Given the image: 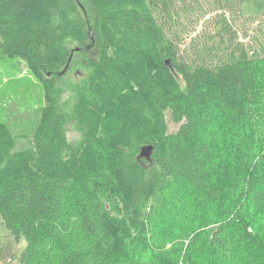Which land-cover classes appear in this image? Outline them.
<instances>
[{"label": "trees", "instance_id": "obj_1", "mask_svg": "<svg viewBox=\"0 0 264 264\" xmlns=\"http://www.w3.org/2000/svg\"><path fill=\"white\" fill-rule=\"evenodd\" d=\"M169 1L0 0V60L25 61L49 106L36 142L0 125V215L22 264H264V23L245 44L221 15L180 59Z\"/></svg>", "mask_w": 264, "mask_h": 264}, {"label": "rangeland", "instance_id": "obj_2", "mask_svg": "<svg viewBox=\"0 0 264 264\" xmlns=\"http://www.w3.org/2000/svg\"><path fill=\"white\" fill-rule=\"evenodd\" d=\"M169 8L172 9V17L160 11L159 21L167 35L178 44L180 59H190L193 50L206 42L219 28L221 15L239 29V38L245 44H248L257 26L264 23V10H254L247 0H170ZM90 18L89 24H92ZM90 57L96 60L94 48L90 49ZM80 59L76 53L69 70L74 82L88 74V63ZM65 97L68 98L69 93ZM48 107L45 86L25 61L19 58L0 60V125L7 128L18 143L36 142ZM166 118L169 132L177 131L180 125L172 122L169 112ZM68 137L72 145L80 141V133L72 122ZM252 226L258 235L263 234L264 215ZM25 246V240L17 241L0 215V264H22Z\"/></svg>", "mask_w": 264, "mask_h": 264}, {"label": "water", "instance_id": "obj_3", "mask_svg": "<svg viewBox=\"0 0 264 264\" xmlns=\"http://www.w3.org/2000/svg\"><path fill=\"white\" fill-rule=\"evenodd\" d=\"M170 61L167 60L166 61V64H170L169 63ZM69 66V64L67 65V67ZM153 151H154V146L153 145H148V146H144L142 149H141V152H140V155H139V158L140 159H146V160H150L151 159V156L153 154Z\"/></svg>", "mask_w": 264, "mask_h": 264}]
</instances>
